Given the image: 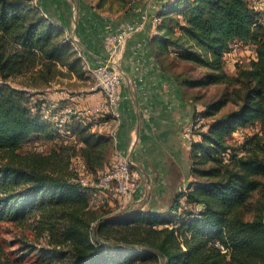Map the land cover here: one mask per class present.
<instances>
[{"label": "trees", "instance_id": "obj_1", "mask_svg": "<svg viewBox=\"0 0 264 264\" xmlns=\"http://www.w3.org/2000/svg\"><path fill=\"white\" fill-rule=\"evenodd\" d=\"M250 1L166 0L158 12L163 64L178 72L197 102L202 97L191 90L224 87L198 113L205 124L191 144L185 204L178 193L164 215L90 206L91 188L70 170L71 156L79 146L96 174L114 150L113 139L77 117L60 132L46 115V101L33 98L66 75L85 79L83 59L30 0H0V264H21L33 253L41 263L264 264V10ZM240 42L255 46L257 57L229 73L226 55ZM181 63L204 73L193 77ZM19 78L20 86L11 83ZM254 128L238 145L231 143ZM36 140L59 149L20 152ZM32 218L55 247L21 239L11 251L16 243L4 239L2 224Z\"/></svg>", "mask_w": 264, "mask_h": 264}, {"label": "crops", "instance_id": "obj_2", "mask_svg": "<svg viewBox=\"0 0 264 264\" xmlns=\"http://www.w3.org/2000/svg\"><path fill=\"white\" fill-rule=\"evenodd\" d=\"M138 5L130 15L112 19L86 0H40L43 13L75 40L85 64L91 67L106 61L105 39L115 28L136 23L140 28L126 40L118 68L122 72V100L116 105L117 118H92V130L109 136L114 129V152L131 158L142 181L127 209L166 212L172 199L187 186L191 176V145L183 137L185 126L204 110L188 92L176 70L167 68L157 55L153 19L162 8ZM232 68V69H231ZM231 71L235 69L233 65ZM86 75L91 77L86 70ZM95 81L79 77V91L85 97L76 102L80 111L105 101L94 89ZM67 97V96H66ZM64 97H60L65 99ZM56 99L50 96V100ZM118 124V125H117Z\"/></svg>", "mask_w": 264, "mask_h": 264}, {"label": "built area", "instance_id": "obj_3", "mask_svg": "<svg viewBox=\"0 0 264 264\" xmlns=\"http://www.w3.org/2000/svg\"><path fill=\"white\" fill-rule=\"evenodd\" d=\"M36 2L37 0H32ZM153 2L152 7L157 9V0H150ZM263 0H255V8L261 9L260 5ZM161 19L156 15L153 19L155 25V35L159 33L158 27ZM140 25L136 23H126L115 28H111V32L105 39L104 48L107 53L105 62L97 66L91 67L88 64L84 68L93 77L95 84L94 89L100 91L105 101L96 107L88 110L80 111L76 105L65 106L58 101L50 102L47 110V117L58 124L60 132L64 131L67 122H70L74 117L80 118L85 124H91V119L96 117H106L108 115L117 118L116 105L122 100L121 85L123 81L122 72L118 68V62L121 59L122 49L125 46L126 40L129 36L134 34ZM72 43L76 45L75 40ZM244 45L252 52V59H256L257 53L255 46L245 43H237V45ZM232 49V51H233ZM229 52L227 55L232 53ZM226 55V56H227ZM85 97L84 92L75 94L73 96L67 95L68 101L76 102ZM65 98V99H66ZM204 119L198 114L191 120L183 130V137L190 143V145L198 138V133L202 130L201 126ZM118 125V124H117ZM240 131L238 135L242 134ZM109 136L116 140L114 129L111 130ZM70 170L74 172L78 180L87 187H90L88 193L90 206L93 208H100L104 205H117L120 209H126L134 200L136 193L139 190L142 176L140 170L136 167L134 161L121 152H114V157L110 165H106L100 169L96 174L88 170L86 163L80 156H75L71 159ZM95 179V182L89 185L88 179ZM188 192V186H183L180 193L184 196L181 198L182 204H185V195ZM223 252H227L223 246Z\"/></svg>", "mask_w": 264, "mask_h": 264}, {"label": "rangeland", "instance_id": "obj_4", "mask_svg": "<svg viewBox=\"0 0 264 264\" xmlns=\"http://www.w3.org/2000/svg\"><path fill=\"white\" fill-rule=\"evenodd\" d=\"M86 1H88L92 5L93 8H96L98 11H101L106 16L114 20L121 19L123 16L125 17L127 15L132 14L138 8V5L139 6L143 4L146 5L148 3V5L151 6L153 4V2H150V0H86ZM158 2H160V0H157V3ZM30 3L40 8V5H39L40 0H37L36 2H33L32 0H30ZM250 3L252 6H256L255 0H251ZM260 8L264 10V0L261 3ZM45 17L47 16L45 15ZM250 60H252L251 50L245 47L244 45L242 46L239 44L233 49L231 54L226 56V69L229 73L230 72L233 73L235 72L237 64L249 63ZM233 65L235 66V69L231 71L230 68ZM181 68L182 70L185 69L187 71L192 70L190 74L196 78L199 77L202 73H204V70L190 63H181ZM85 79L90 80L92 82L94 80L93 78H89V76H87L86 74H85ZM22 81L23 79L19 78L15 80V82L14 80L11 81V83L15 86H20L18 83ZM223 88H224L223 86L211 85V86L199 89V90L198 89L191 90V93L195 92L197 95H201L202 98L198 102L202 104V102L208 103L214 98H217L221 94V91ZM79 93H80L79 77L77 75L69 74L64 77L59 78L58 82L53 83L51 87H48L46 89H39V92H38L39 95L37 94L38 96L35 95L33 96V98L37 97V99L39 100L44 99L47 104H49L52 101H58L60 104L62 103L65 106L68 99L67 98L63 99L60 97H64V96L66 97L67 95L73 96ZM51 95L55 96L56 99L50 100ZM197 113H201V112H197ZM204 124H205V120L202 123V126ZM257 129L258 128L250 129L249 132L247 133L246 131L243 130L242 134L234 136L235 142L231 141V143L234 145H238V143L241 142L242 139H244L246 135H249L250 133L251 134L254 133L255 131H257ZM65 137H66L64 138L65 143H68V142L71 143L73 141V139H71L70 137L68 136H65ZM74 144L75 143L73 142L68 145H74ZM55 148L59 149V146H56V143L54 142H45L41 140H36V141H32L31 143L27 144L20 152H25V151L34 150V149L48 152L51 149H55ZM76 149H75L76 151L75 154L71 156L72 158L80 155L79 146L76 147ZM71 153H73V150L71 151ZM112 159H113V155H112V149H111V152H109L108 158L103 167H105L106 165H110V163H112ZM0 161H2V159H0ZM88 181L90 185L91 183L95 182V179L91 178V179H88ZM109 212H111V210ZM114 214L115 213L113 212V215ZM162 214L165 215V212H163ZM2 232H3L2 235L4 239H6L9 242L13 241V243H16L12 245L11 251L18 249L19 245L17 244V241L18 240L20 241L21 239L30 245L33 244L36 247H45L48 249L55 247V245L50 244L49 234L47 232L42 234L39 231L38 223L35 218L27 219L24 223H19V224L11 223V222H4L2 224ZM63 249L68 250L67 245H65ZM19 254L21 253H17V256ZM20 263L21 264H62L63 262L55 261L52 263H48V262L41 263V262H38V257L33 253V254H28L25 258L20 259Z\"/></svg>", "mask_w": 264, "mask_h": 264}]
</instances>
